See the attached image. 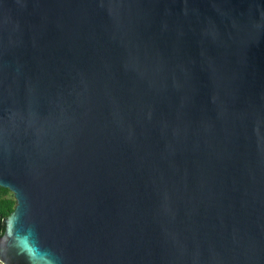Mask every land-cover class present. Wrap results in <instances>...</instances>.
<instances>
[{"label": "water", "instance_id": "obj_1", "mask_svg": "<svg viewBox=\"0 0 264 264\" xmlns=\"http://www.w3.org/2000/svg\"><path fill=\"white\" fill-rule=\"evenodd\" d=\"M1 264H264V0H0Z\"/></svg>", "mask_w": 264, "mask_h": 264}, {"label": "trees", "instance_id": "obj_2", "mask_svg": "<svg viewBox=\"0 0 264 264\" xmlns=\"http://www.w3.org/2000/svg\"><path fill=\"white\" fill-rule=\"evenodd\" d=\"M15 206L16 201L13 194L8 189L0 187V237L5 231V219L14 211Z\"/></svg>", "mask_w": 264, "mask_h": 264}]
</instances>
